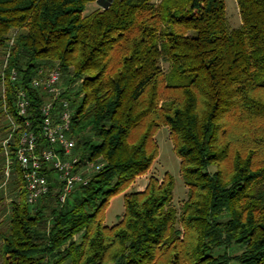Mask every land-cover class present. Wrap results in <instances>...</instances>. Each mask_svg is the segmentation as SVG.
I'll return each mask as SVG.
<instances>
[{
    "label": "trees",
    "instance_id": "16d2710c",
    "mask_svg": "<svg viewBox=\"0 0 264 264\" xmlns=\"http://www.w3.org/2000/svg\"><path fill=\"white\" fill-rule=\"evenodd\" d=\"M95 1L0 0V52L18 31L4 81L0 74V134L5 107L20 126L12 152L24 132L40 134L45 96L31 82L59 63L68 86L79 82L75 154L84 166L102 163L65 204L45 164L51 190L31 207L15 161L17 199L0 234V264H264V0H237L239 28L226 0H111L84 17ZM22 90L30 127L15 106ZM163 126L187 200L179 212L172 175L153 176L144 191L125 194L122 220L108 227L110 201L157 160Z\"/></svg>",
    "mask_w": 264,
    "mask_h": 264
},
{
    "label": "built area",
    "instance_id": "2783aa9c",
    "mask_svg": "<svg viewBox=\"0 0 264 264\" xmlns=\"http://www.w3.org/2000/svg\"><path fill=\"white\" fill-rule=\"evenodd\" d=\"M17 37L18 31L9 36L2 72L3 81ZM18 78L17 69H12L11 81L16 82ZM78 85L68 86L65 82V74L58 65L39 69L32 79L31 87L45 96L41 107V132L40 134L34 131L24 132L15 152H12L11 147L14 145L15 134L20 126L5 107L8 125L7 135L2 141L5 185L16 175L14 168L16 161L25 183L27 202L31 207H35L51 190L52 184L41 174L45 164L55 172L56 182L61 187L62 204L66 203L78 187L85 186L89 182L91 174L85 171L87 166H84L80 157L75 154L77 143L69 136L75 114L72 95L77 91ZM2 87L4 93V82ZM15 106L18 116L25 121L26 127H30L31 102L25 91L18 93ZM41 139H45L49 147L41 149L39 146ZM101 167L97 166L95 171H99Z\"/></svg>",
    "mask_w": 264,
    "mask_h": 264
},
{
    "label": "rangeland",
    "instance_id": "374dc122",
    "mask_svg": "<svg viewBox=\"0 0 264 264\" xmlns=\"http://www.w3.org/2000/svg\"><path fill=\"white\" fill-rule=\"evenodd\" d=\"M162 0H153L155 3H160ZM96 3H91L88 5L87 10L83 14L84 17H87L91 14L92 9L96 6ZM226 11L229 24L231 28H239L242 25V19L240 16L238 1L237 0H226ZM5 60L4 52H0V74L3 72V65ZM61 67L59 63H55ZM62 68V67H61ZM163 68L167 70V65H163ZM70 76V75H69ZM65 81L69 82V78H66ZM79 82H76L77 85ZM76 89L77 86H76ZM2 87L0 86V98L2 96ZM76 95V94H75ZM5 134H0V147L2 146V141L5 138ZM155 141L159 147V155L157 160L154 162L151 170L144 176L139 177L125 193L120 194L119 196L114 197L109 204V207L106 211L105 224L108 227H112L118 224L125 213L124 206V196L125 194H133L142 192L148 185L149 179L151 177H156L160 181L164 178L166 173L172 175L175 181L174 189V198L172 205L180 212L184 202L188 198V188L184 182L183 175L181 173V160L176 155L174 151V146L170 138V130L168 127H161L155 136ZM102 163H98V160L88 165L85 168L86 172L92 174L97 166H100ZM4 165L0 163V198L5 199L4 206L0 210V234L3 229L8 225V220L11 212V202L17 199L16 191V175L11 179V181L5 185V173L3 171ZM80 235L76 236L77 241L80 239ZM1 239H0V248H1ZM241 250V249H240ZM240 250L237 248L232 249V252L235 254L240 253ZM54 258V257H53Z\"/></svg>",
    "mask_w": 264,
    "mask_h": 264
},
{
    "label": "crops",
    "instance_id": "0c3cea01",
    "mask_svg": "<svg viewBox=\"0 0 264 264\" xmlns=\"http://www.w3.org/2000/svg\"><path fill=\"white\" fill-rule=\"evenodd\" d=\"M111 0H99V1H95V2H91V3H96L97 5L92 9V12L91 14L95 13V12H98V11H103L104 10V7L110 3ZM91 3H88L87 6H86V10H87V7L88 5H90ZM85 10V11H86ZM85 13V12H84ZM90 14V15H91ZM89 15V16H90Z\"/></svg>",
    "mask_w": 264,
    "mask_h": 264
}]
</instances>
